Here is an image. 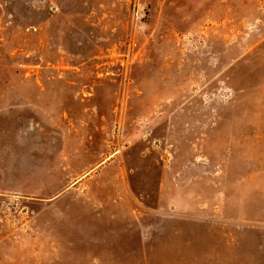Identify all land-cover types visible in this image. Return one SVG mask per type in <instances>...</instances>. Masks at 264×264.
I'll return each mask as SVG.
<instances>
[{"label":"rangeland","instance_id":"374dc122","mask_svg":"<svg viewBox=\"0 0 264 264\" xmlns=\"http://www.w3.org/2000/svg\"><path fill=\"white\" fill-rule=\"evenodd\" d=\"M0 264H264V0H0Z\"/></svg>","mask_w":264,"mask_h":264}]
</instances>
